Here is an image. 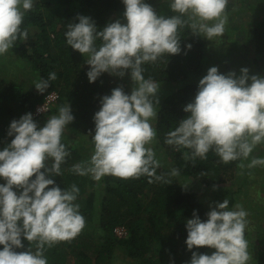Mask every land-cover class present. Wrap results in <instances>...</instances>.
<instances>
[{"label": "clouds", "instance_id": "1", "mask_svg": "<svg viewBox=\"0 0 264 264\" xmlns=\"http://www.w3.org/2000/svg\"><path fill=\"white\" fill-rule=\"evenodd\" d=\"M123 4L126 23L117 19L97 31L91 18L78 16L79 22L68 24L64 33L73 50L87 55L90 83L104 72L123 77L125 70L134 82L130 94L117 87L101 98V107L93 117L94 152L90 161L74 165L72 171L81 176L91 174L97 181L105 175L122 179L147 176L150 183L168 184L163 174H156L160 165L153 148L146 147L156 138L149 121L157 116L154 105L158 104L160 85L144 78L142 65L156 62L164 54H179L178 28L185 25L208 40L222 36L228 22V0H172V11L180 15L171 17L158 15L144 0H123ZM32 7L33 0H0V55L12 49L18 37L27 39V30L21 31L20 26ZM98 39L101 43L97 47ZM186 47L190 49L191 45ZM55 79L54 72L48 79L41 78L35 83L36 90L44 93L49 81ZM183 110L189 115L167 134L168 145L191 149L190 157L185 155L192 159L205 158L210 149L224 163L246 159L256 145L264 142V77L249 76L246 68L236 76L234 72L220 74L217 67H210L199 80L194 100ZM73 119L67 104L43 127H38L31 113L10 122L8 135L14 138L0 151V178L6 181L0 184V264H48L45 246L71 240L85 227V218L74 203L78 187L73 184L61 190L47 178L60 175L61 164L69 155L61 137ZM256 165H264V159L252 157L248 167ZM170 175L177 176L179 171L172 169ZM14 188L22 189L19 195ZM228 205L227 199L216 203L206 214V221L202 222L195 211L186 221L189 250L194 246L216 250L211 255L193 252L189 264L249 261L244 238L248 214L239 204L235 210H229ZM21 236L37 241L35 252L14 250L23 248Z\"/></svg>", "mask_w": 264, "mask_h": 264}, {"label": "trees", "instance_id": "2", "mask_svg": "<svg viewBox=\"0 0 264 264\" xmlns=\"http://www.w3.org/2000/svg\"><path fill=\"white\" fill-rule=\"evenodd\" d=\"M144 2L152 8L155 5L154 11L160 16L180 15L172 11V0L157 4L153 0ZM244 3L247 0H228L225 15L234 11L237 13ZM124 6L123 0H36L32 9L25 12L20 26L21 31L27 30V39L18 37L13 48L9 49L10 54L28 66L25 70L26 80L8 79L0 74V151L14 138L8 135L10 122L19 120L26 113L32 114L38 127H43L51 116L59 114L61 106L67 104L74 117L61 137L69 155L61 164L60 175L47 178L53 179L61 190L70 189L73 184L78 187L79 193L74 203L79 205V212L85 218V227L71 240L59 241L52 247L45 246L44 256L48 264H116V252L129 261L126 264H189L193 252L207 255L215 252L214 248L206 246H194L191 250L187 248L186 221L193 218L194 211L202 222L206 221L210 208L188 186L177 183L176 176L170 175L172 169H177V176H182V179H192L206 187L219 186L214 188L215 200L223 202L227 199L229 210H233L237 204L248 202V176L252 175V167L240 179L236 175L240 165H245V158L224 163L210 149L205 158L192 159L188 158L191 149L166 143L167 134L189 115L183 109L194 100L199 80L214 66V63L210 66L214 60L206 54L203 34H194L187 25L178 28L179 54H164L156 62L142 65L145 79L151 78L158 84L164 83L172 88L158 101L157 116L151 119L156 136L164 148L163 153H155L160 165L156 174H163L168 184L164 181L150 183L151 178L147 176L122 179L105 175L97 181L91 174L81 176L72 171L74 165L90 161L91 156L90 147L73 143L69 131L79 130L83 138L93 141V117L101 107V98L110 95L117 87L130 94L134 85L114 82L105 74L90 83L86 75L90 69L85 64L87 55L73 50L66 43L64 33L68 24L79 22L78 16L91 18L97 31L117 19L126 23ZM52 8L56 9L52 11ZM182 19L186 20L187 17ZM244 22L247 24L248 19H244ZM251 37L253 57L249 62L259 76L264 77V17L253 23ZM100 43L98 39L97 47ZM186 45H191V48ZM237 45L235 41L234 46ZM53 72L56 79L49 81L50 86L44 93H39L35 83L41 78L48 79ZM125 74L130 75V72L125 70ZM52 92L57 94L55 104L35 116L37 106ZM51 163L49 160L48 164ZM29 179H35V176ZM4 183L6 181L0 178V184ZM13 190L18 195L22 191ZM116 227L125 228L127 236L119 238L114 232ZM246 230L249 231L245 229L244 235ZM250 231H256L260 236L255 264H264V225ZM21 243L23 248L15 251H36L37 241H27L21 236ZM2 249L3 245H0Z\"/></svg>", "mask_w": 264, "mask_h": 264}, {"label": "rangeland", "instance_id": "3", "mask_svg": "<svg viewBox=\"0 0 264 264\" xmlns=\"http://www.w3.org/2000/svg\"><path fill=\"white\" fill-rule=\"evenodd\" d=\"M36 0H33V4ZM160 1H171V0H153V3L157 4ZM125 7V6H124ZM155 5H153L154 10ZM56 8H52L53 11ZM228 18V22L225 25V30L222 36L213 37L211 40L206 39V54L209 58L213 59V62H210V66L214 63V66L217 67L218 72L220 74H227L229 72H234L236 76L240 75V70L242 68L248 69V75H257L255 68L252 67L249 61L253 57V47L252 41L250 40L251 31L253 29V23L258 20L260 17H264V0H247V3L243 4L242 7L238 8L237 13L235 11L231 14L226 15ZM244 19H248L247 24L244 22ZM213 23V22H209ZM235 41L238 42L237 46H234ZM229 62V63H228ZM213 67V66H211ZM0 74L8 79L13 80H23L26 78L25 70L28 69L26 64L21 63V61L13 54H10V51L7 53L0 55ZM107 77L111 80L124 82L123 85H134V82L131 79L130 75L124 74L123 77L109 74L108 72H104ZM247 83H250L248 81ZM159 89L157 92V98L160 102L166 93L172 88H168L166 84H159ZM168 89V90H167ZM174 90V89H173ZM160 103L154 105L155 110L158 109ZM153 127L152 121H149ZM68 133V132H67ZM68 135L70 136V140L73 143L85 144L86 147H90V156L94 152V142L90 139L83 138L81 132L78 130H70ZM146 147L153 148L156 154L163 153L164 148L157 136L155 140L150 144L146 145ZM253 158L264 159V142L256 145L253 149V153L245 159L244 168L241 167L236 175L238 174V178L240 179L242 175L249 168L248 165L251 163ZM252 171L250 176H248V180L250 182L249 186V197L248 202L246 204H239L242 208L247 212V224L245 229L247 233H245L244 238L248 242V252L250 255V259L247 264H255V254L258 249L260 236L256 234V231H250V229L257 227L258 225H264V165H256L252 167ZM176 181L178 184H184L188 186L194 193H197L198 199L207 204L210 208L215 206L216 203H222L221 201L215 200L216 195L214 192L215 187H206L199 182H196L192 179H182V176H176ZM212 188V189H211ZM251 206L252 208H249ZM235 210V207L233 208ZM252 221V223L250 222ZM256 223H254V222ZM255 224V225H254ZM252 226V227H251ZM251 227V228H250ZM213 253L210 252L208 255ZM116 256V264H126L129 261L125 259L121 253H115Z\"/></svg>", "mask_w": 264, "mask_h": 264}, {"label": "built area", "instance_id": "4", "mask_svg": "<svg viewBox=\"0 0 264 264\" xmlns=\"http://www.w3.org/2000/svg\"><path fill=\"white\" fill-rule=\"evenodd\" d=\"M56 99H57V94L55 92L48 94L45 97V101L41 105L37 106L36 111L34 112V115L37 116L45 112L46 110H48L50 106H53L55 104ZM41 108H42V111H38V109H41ZM114 232L119 238L127 236V230L123 227L114 228Z\"/></svg>", "mask_w": 264, "mask_h": 264}]
</instances>
